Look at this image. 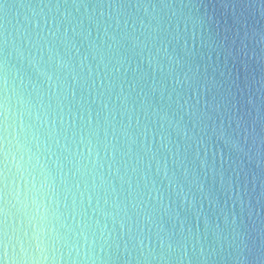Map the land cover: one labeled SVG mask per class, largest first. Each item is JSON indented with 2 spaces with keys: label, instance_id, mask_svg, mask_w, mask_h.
<instances>
[{
  "label": "clouds",
  "instance_id": "obj_1",
  "mask_svg": "<svg viewBox=\"0 0 264 264\" xmlns=\"http://www.w3.org/2000/svg\"><path fill=\"white\" fill-rule=\"evenodd\" d=\"M0 264H264V0H0Z\"/></svg>",
  "mask_w": 264,
  "mask_h": 264
}]
</instances>
